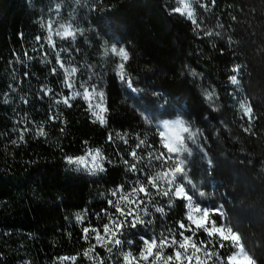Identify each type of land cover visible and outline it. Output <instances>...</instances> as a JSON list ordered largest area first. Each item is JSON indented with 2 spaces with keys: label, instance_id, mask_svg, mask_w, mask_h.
Segmentation results:
<instances>
[{
  "label": "trees",
  "instance_id": "1",
  "mask_svg": "<svg viewBox=\"0 0 264 264\" xmlns=\"http://www.w3.org/2000/svg\"><path fill=\"white\" fill-rule=\"evenodd\" d=\"M77 3L0 0V264H230L232 244L193 228L177 194L155 124L180 114L203 134L227 224L264 264V0H92L89 45L121 44L123 79L79 36H53ZM96 69L104 124L71 87ZM236 78L252 122L234 104ZM91 151L96 177L71 163Z\"/></svg>",
  "mask_w": 264,
  "mask_h": 264
},
{
  "label": "rangeland",
  "instance_id": "2",
  "mask_svg": "<svg viewBox=\"0 0 264 264\" xmlns=\"http://www.w3.org/2000/svg\"><path fill=\"white\" fill-rule=\"evenodd\" d=\"M91 1L78 0V7L81 8L80 17L74 12H67L64 17L65 23L54 28L56 30L52 34L55 37L71 39H76L79 36L82 40V43H80L82 49L89 46L90 51H92L91 54L94 53L96 56L98 53L102 54L103 64L107 61L116 64L115 68L118 75L123 79L122 64L128 59L124 47L118 43H110L104 46L98 42L99 44L89 45V32L84 14H87L85 11ZM98 72L101 73L100 70L97 71L96 69L94 75H91L88 79L82 78L80 83L76 82V85L72 83L71 87L74 90L73 97L85 100L96 120L104 124L106 104ZM73 74L75 75V73ZM234 85L238 88V92L233 99L240 117L245 122L254 121L253 97L243 89L239 79L234 80ZM127 89L130 93L137 95L131 84L128 83ZM207 98L214 109L223 111V94L220 91H212ZM138 110L143 118L152 123L144 111ZM155 125L161 133L168 152L176 158L177 176L181 178L183 184L177 190V194L180 198H186L190 201L189 220L191 226L196 230L204 231L209 236L217 235L224 242L231 243L235 248V253L229 259L230 264H254L240 237L227 224L223 204L216 194L215 185L210 174L211 156L201 131L190 126L181 114L174 118L160 120ZM71 163L77 171L87 173L93 177L99 176L103 172V158L98 151L88 152L84 157L73 160ZM153 250L154 244L147 241L140 259L145 262L148 261Z\"/></svg>",
  "mask_w": 264,
  "mask_h": 264
}]
</instances>
